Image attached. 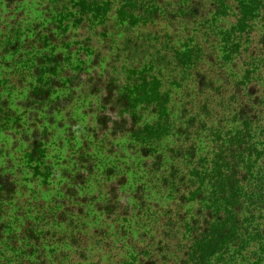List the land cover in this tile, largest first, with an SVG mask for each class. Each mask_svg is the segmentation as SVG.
<instances>
[{
	"label": "trees",
	"instance_id": "trees-1",
	"mask_svg": "<svg viewBox=\"0 0 264 264\" xmlns=\"http://www.w3.org/2000/svg\"><path fill=\"white\" fill-rule=\"evenodd\" d=\"M23 1L0 0L13 17L0 21V264H62L80 247L102 264L109 241L115 264H264V32L255 35L264 0H38L34 21L17 11ZM99 37L112 51L94 74L84 60ZM241 61L224 117L202 94L226 92L203 87L198 67ZM191 81L197 97L178 110L174 94ZM78 93L91 99L93 127L55 117ZM32 121L43 130L26 135ZM51 130L81 145L71 168L48 159ZM104 135H121L142 173L126 192L117 166L94 173ZM57 181L46 199L26 186Z\"/></svg>",
	"mask_w": 264,
	"mask_h": 264
},
{
	"label": "rangeland",
	"instance_id": "rangeland-1",
	"mask_svg": "<svg viewBox=\"0 0 264 264\" xmlns=\"http://www.w3.org/2000/svg\"><path fill=\"white\" fill-rule=\"evenodd\" d=\"M41 9H43V6L40 2H38V0H24L22 5H20V8L17 11H23V15L24 16H28L30 18L31 21L37 20V19H41L42 17L41 15ZM16 11V12H17ZM3 17L5 19L11 20L13 19V17L9 16L8 17V13L3 10L2 12L0 11V21H2ZM260 23L257 22L256 25V30H258L256 32L255 35L260 36L264 30L261 29V26L264 23V16L261 15L260 17ZM3 26H6V23H3ZM183 31L184 36L186 35H192L190 33H187L185 31V29L180 28L179 31ZM260 30V31H259ZM190 31V30H189ZM114 35L117 36L116 32H112ZM7 32H3V35H6ZM84 34V33H83ZM85 36L82 38H72V40L74 42L76 41H83L86 39L87 35L84 34ZM174 35H177V27L174 29ZM205 38H202V40L200 41L201 45L204 48V54H205V60L206 61H213L215 55H217V50L214 49V45H211V40L208 42L207 40L204 42ZM111 39H106L103 38L101 39L100 37L98 39H93V42L90 46L92 52L95 53V56L87 55L84 63V69L87 71H90L89 69L92 70L91 73H98V67L99 68H103L104 64L106 63L107 59H108V53L110 52V50L112 51L111 48ZM256 48L261 47V46H257L255 45ZM151 53H154V51L152 49L147 50V56L150 55ZM214 55V56H213ZM249 53H243L242 54V61L244 62L245 57L248 56ZM92 58V60L94 58H96L95 60L99 63L98 66H95L93 64H90V59ZM98 58V59H97ZM241 61V63L236 67H232L229 64L224 66V68H214L213 70H209L208 71V67L206 65H201L198 67V70H200L199 72V79L201 80V82H203V87L208 88L209 83L212 84V89L217 88V87H222L221 91L222 92H226L223 96H219L216 97L217 95H212L213 98L212 100L209 97H206L207 94L209 93L208 90H206L205 95L204 96V100L207 99L208 101L213 102V104L215 105L218 104V113L222 114L224 117L226 116V105L229 103H234V99L233 101L229 100L228 95L230 94L229 92V83H231L232 81H234V83L236 82L238 78V76L240 77V75H236L238 70L240 69L241 65H243V62ZM233 65H235L233 63ZM242 69V68H241ZM4 72H8V69L4 70ZM8 74V73H7ZM21 79V77H17L12 76L9 77L8 76L5 79ZM208 83V84H207ZM257 90H258V94H262L263 93V89H264V81L262 80V78H258L257 80ZM195 82H184L181 87H182V92L179 91L177 94V91L175 92L174 96H175V103H174V107L176 106L179 110V107L184 103V102H188L191 99H194L197 97V90H195ZM228 85V87H227ZM62 90L64 91V94L66 95V93H68V90L65 89V87L62 86ZM56 91V90H55ZM193 92H195L194 96H193ZM214 92V91H213ZM235 93V90L233 89V95ZM62 93L60 91H58L56 94H54L51 97V100L56 99V96H61ZM232 95V96H233ZM230 96V97H232ZM90 98L86 97V96H81L78 94L74 95V99L69 103L64 105L63 107H58L60 109H58V112H56L55 117L57 120L59 121H66L67 123L69 121H76L77 125H85L88 124L89 127H93V123L91 121L93 115L89 112V103H90ZM39 112V111H37ZM217 114V113H216ZM33 119H35L34 121L38 120L39 121V113L37 114V116H35ZM30 122L33 124L34 128H29L27 130L26 127V131L27 134L30 133L32 130H34L35 134L42 132L43 128L40 126L39 123L36 122ZM67 128V125H65L63 127V130L61 131V133ZM50 135H51V141L49 144V152H48V159L55 165V168H59L61 167V163H65V166H68L69 168H71V166L75 163L74 160V151L80 147L81 145H79V143L77 144H68L66 142V140L64 139L61 143L59 144L58 142H56V138L58 137V135H62L60 133H55L52 130L51 131H47ZM121 135H117L116 137H108L107 135H104V143H100V144H96L95 148H92V152L95 153L91 164L94 165V173L97 174L96 177H99L100 174L107 169L110 166H117L118 168H120L121 170H119V178L123 177L124 180H127V182H124V184L122 185V192H126V190L128 189L130 183L131 178L134 179H139L142 177V173H140V171L138 170L139 168L132 166L134 161V154L132 151L128 150L126 151L123 148V139L120 140ZM101 139V138H100ZM121 141V143H120ZM117 144H119L117 146ZM176 144V143H173ZM114 149H112V147H114ZM19 154V153H18ZM66 162L68 164H66ZM141 169V168H140ZM135 170V172H133ZM137 171V172H136ZM134 173V174H133ZM136 174V175H135ZM93 177V176H92ZM94 177V178H96ZM60 183L62 182H58L55 183L54 185L48 187L45 189V191H43L42 188H40L41 186L38 187L37 190L36 188V184L34 183H26L27 189L28 191H34L35 196L37 195V192H41V194H39L40 196H42V199H46L48 197H53L57 195V191L58 189H60ZM137 183V182H136ZM36 191V192H35ZM155 191H152V193ZM156 194V193H155ZM154 194V195H155ZM39 198V197H38ZM94 212L91 209H88L87 211V216L86 220H90L93 219V215ZM108 232L110 233V230L108 229ZM110 246L109 248H107V250L104 252V256L102 259H104L102 262V264H115L113 261L110 260V258L114 255V251L116 250V245L114 246L113 242H108ZM113 245V246H112ZM78 248V247H77ZM103 250V249H102ZM100 250V251H102ZM172 251V249H169ZM127 251V249L125 250V252ZM69 252H72V255H74V260L71 258H68L66 260V263H64V260L62 257H59L57 262H61L62 264H90L91 262L86 261L87 259V253H82V248L80 247V249H76V248H72L69 249ZM102 253V252H101ZM174 253V252H171ZM107 260H109L108 262H106ZM94 261H96V259H94Z\"/></svg>",
	"mask_w": 264,
	"mask_h": 264
}]
</instances>
